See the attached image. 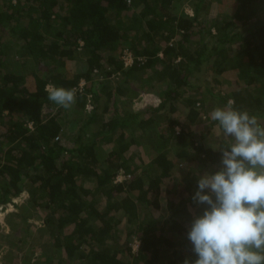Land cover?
I'll use <instances>...</instances> for the list:
<instances>
[{
	"label": "trees",
	"instance_id": "1",
	"mask_svg": "<svg viewBox=\"0 0 264 264\" xmlns=\"http://www.w3.org/2000/svg\"><path fill=\"white\" fill-rule=\"evenodd\" d=\"M255 4L264 10V0H217L218 18L204 23L208 0H0L1 208L28 193L0 240L22 243L36 210L58 252L50 264L194 260L187 230L206 205L191 197L221 152L195 133L206 109L192 81L203 68L231 70L228 91L206 92L264 123V16L248 25ZM79 56L85 68L68 77L66 61ZM50 84L75 90L70 113L48 100ZM144 91L150 99L135 108Z\"/></svg>",
	"mask_w": 264,
	"mask_h": 264
},
{
	"label": "clouds",
	"instance_id": "2",
	"mask_svg": "<svg viewBox=\"0 0 264 264\" xmlns=\"http://www.w3.org/2000/svg\"><path fill=\"white\" fill-rule=\"evenodd\" d=\"M46 92L64 109L75 103L74 89L50 84ZM234 104L229 99L209 114L229 139L213 148L221 167L198 176L191 199L206 207L187 230L196 258L183 264H264V123Z\"/></svg>",
	"mask_w": 264,
	"mask_h": 264
},
{
	"label": "rangeland",
	"instance_id": "3",
	"mask_svg": "<svg viewBox=\"0 0 264 264\" xmlns=\"http://www.w3.org/2000/svg\"><path fill=\"white\" fill-rule=\"evenodd\" d=\"M256 5V4H255ZM184 11L187 13H191V8L188 4H185L183 7ZM250 13H249V20L248 25L251 24V22L255 21L258 18H261L264 16V10L260 9V5L257 4ZM218 6L212 7L209 12L206 14H200V18H204L203 22L212 23L214 20H216L218 17ZM222 10L224 12H228L229 8L223 7ZM216 17V18H215ZM247 25V26H248ZM248 28V27H247ZM245 29V28H244ZM211 31L215 32V29L211 27ZM236 47L232 49L235 51ZM13 55V51L8 56L9 59H11V56ZM122 56L126 57V53L122 54ZM11 61V60H10ZM10 61L8 65L10 64ZM84 58L79 56L75 59L67 60L64 67V73L68 77H71L74 73L82 71L84 69ZM195 79H193V83L196 87H193L191 89L192 95H199L205 98V109L206 112L204 113V116L199 119L200 125H197L195 128L194 125H192V128H195V133L197 136H205V142L208 146L211 147H218L219 139L222 136V131L220 130L218 123L213 124L210 126V112L215 107H223L224 105L221 104L219 99L217 97H211L206 92L205 88L212 87V91L216 93L215 91L217 89L221 90V93L228 91L233 84H230L229 81L232 77L231 70L226 71L225 73H222L221 75L217 76L214 72L211 71V69H204L202 71L196 72L194 75ZM215 79L221 80V83H215L213 81ZM93 86H96V83H94ZM143 98H141V102L138 104H135V108H137L140 105H143L145 102L150 99V94L144 91ZM183 102H180L182 104ZM55 105L54 108H56ZM73 109V105L68 110V113L71 112ZM136 110V109H134ZM198 122V123H199ZM111 144H106V149L110 147ZM142 147V146H140ZM132 150L134 152L135 157H138L141 153V148H138L136 146H132ZM121 173V172H120ZM28 198V193L26 191H22L17 197L12 200L13 202L6 204L5 208H1L0 206V225L3 229H7L8 231V224L6 223V214L9 212H16L18 210V207L16 205L23 204ZM11 204V205H10ZM29 213V212H28ZM41 213L40 211L34 210V212H30L29 216H27V223L30 225L29 230L22 231L20 235H23V242L20 243V240L18 238V235L11 236L10 234L7 236H4L6 239L0 240V246L3 245V249L0 250V255L3 256V254L6 256V259H4V262L2 264H50L51 263V257L55 258L57 256V253L55 255L53 254L52 248H50V242L47 238L46 234L43 232V222L41 219H39L37 216H39ZM41 216V215H40ZM1 232V229H0ZM10 232V231H9ZM134 239L132 238L131 245L133 246ZM11 240V241H10ZM10 241V242H7ZM54 255V256H53ZM42 258H44L42 260ZM48 258V259H47Z\"/></svg>",
	"mask_w": 264,
	"mask_h": 264
},
{
	"label": "built area",
	"instance_id": "4",
	"mask_svg": "<svg viewBox=\"0 0 264 264\" xmlns=\"http://www.w3.org/2000/svg\"><path fill=\"white\" fill-rule=\"evenodd\" d=\"M129 1L130 0H127V2H129ZM81 44L82 43L80 42V45ZM125 53H126V57L122 56V54H125ZM122 54H121V58L123 59L124 64L125 65L131 64L133 61V57H132L131 52L128 49H124ZM83 85H84V80L80 79V81L78 82V85H77L78 89H80ZM29 126H30V124H29ZM123 177H124L123 171H118V174L116 175V180H121ZM134 243L135 244L132 247H133V249H136L138 246V240L134 239Z\"/></svg>",
	"mask_w": 264,
	"mask_h": 264
},
{
	"label": "crops",
	"instance_id": "5",
	"mask_svg": "<svg viewBox=\"0 0 264 264\" xmlns=\"http://www.w3.org/2000/svg\"><path fill=\"white\" fill-rule=\"evenodd\" d=\"M216 2H217V0H208V3L211 4L210 9H211L212 7H215V6H216ZM210 9H208V10H210ZM191 11H192V10H191ZM208 12H209V11H208ZM190 14H192V12H191ZM84 68H85V62H84ZM13 200H14V199H13ZM10 205H11V204H10ZM0 229H1V230H4V232H7V233L9 232V228H8V231H7V229H3L1 225H0ZM2 247H3V245L0 246V250L3 249ZM4 259H6V256H5L4 254H3V256L0 255V264H2V262H4Z\"/></svg>",
	"mask_w": 264,
	"mask_h": 264
}]
</instances>
